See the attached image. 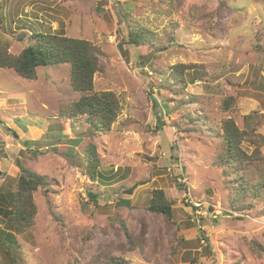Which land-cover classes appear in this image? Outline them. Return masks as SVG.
Returning <instances> with one entry per match:
<instances>
[{"label":"rangeland","instance_id":"obj_1","mask_svg":"<svg viewBox=\"0 0 264 264\" xmlns=\"http://www.w3.org/2000/svg\"><path fill=\"white\" fill-rule=\"evenodd\" d=\"M138 27L152 44H128ZM35 34L94 45L93 93H113L120 113L105 133L67 117L83 96L70 64L34 80L0 68V191L16 188L20 165L49 181L32 227L15 232L17 255L0 243V264H264V193L253 191L264 185V0H0V50L17 57ZM248 115L251 161L221 165L224 123L249 131ZM160 190L170 218L149 210Z\"/></svg>","mask_w":264,"mask_h":264},{"label":"trees","instance_id":"obj_2","mask_svg":"<svg viewBox=\"0 0 264 264\" xmlns=\"http://www.w3.org/2000/svg\"><path fill=\"white\" fill-rule=\"evenodd\" d=\"M33 39L34 44L24 49L17 57L9 54L7 50H0V68L13 69L20 77L34 80L37 77V69L40 67L70 64L71 87L83 96L67 111V117L76 119L85 115L87 122L95 128L96 132H109L120 113V105L116 96L111 92L93 93L94 75L99 71L100 66L99 53L94 45L85 40L51 34H35ZM152 42L149 32L139 27L131 32L128 40V44L134 46L152 44ZM229 107L226 105V108ZM255 118L253 115L246 116L249 131L240 130L232 120H227L224 123L225 153L221 159V165L230 168L239 165L244 167L247 161H251V156L243 149L242 145L248 140L246 137L255 131L254 127L257 124V118ZM24 144L25 146L29 145ZM251 144L256 146L254 153L258 159H261L259 156L261 144L255 140L251 141ZM84 158L86 161L85 173L94 182L101 175L99 171L101 161L94 145L88 146ZM246 184L245 178L242 186L245 187ZM48 186L49 181L45 176L20 165L16 188L7 187L3 190V187L0 191V212L5 218V229H0V243L5 248L12 250L15 255L19 248L15 232H22L32 227L37 214L34 194L39 189L47 191ZM253 191H255L254 196L260 198L264 193V185L259 184V188H253ZM89 195L93 202H98L96 194L90 192ZM149 210L164 214L169 218L172 216V207L161 190L153 193ZM107 264L131 263L122 258H115L110 259Z\"/></svg>","mask_w":264,"mask_h":264},{"label":"water","instance_id":"obj_3","mask_svg":"<svg viewBox=\"0 0 264 264\" xmlns=\"http://www.w3.org/2000/svg\"><path fill=\"white\" fill-rule=\"evenodd\" d=\"M134 189H135V188H132V189H129V190H125V191H124V194H133Z\"/></svg>","mask_w":264,"mask_h":264}]
</instances>
